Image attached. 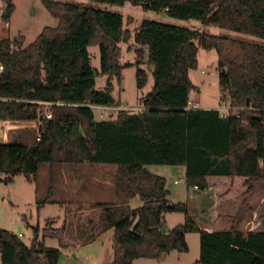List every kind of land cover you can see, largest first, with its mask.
Masks as SVG:
<instances>
[{"label":"trees","instance_id":"16d2710c","mask_svg":"<svg viewBox=\"0 0 264 264\" xmlns=\"http://www.w3.org/2000/svg\"><path fill=\"white\" fill-rule=\"evenodd\" d=\"M91 1L164 11L263 42L154 20H143L131 34L118 13L42 0L56 26L44 27L28 45L0 40V122L37 123L32 144L0 143L1 180L8 184L22 174L34 181L43 163L51 169L63 163L112 164L116 198L111 204L66 205L62 226L55 228L49 221L41 231L33 227L29 246L0 229V264H58L62 250L85 245L108 230L113 231L109 264L187 253L188 233L199 235V257L192 264H264V229H202L188 216L186 204L169 201L166 179L146 168L183 166L185 185L212 190L215 205L246 196L264 182V0ZM13 10L12 2L5 6V23ZM131 40L139 46L137 88L147 81L139 67L146 54L152 90L140 98V111L119 110L114 119L96 121L94 107H119L112 96L113 80H121L120 44ZM91 47L98 48V70ZM199 48L216 52L219 106L236 109L234 114L220 117L217 109L188 108L190 92L196 89L189 72L197 69ZM98 74L106 77L101 90L95 88ZM40 102L50 104L49 118ZM133 197L140 206H130ZM169 212L186 217L165 231L163 216ZM46 238L56 239L58 248L45 245Z\"/></svg>","mask_w":264,"mask_h":264},{"label":"rangeland","instance_id":"374dc122","mask_svg":"<svg viewBox=\"0 0 264 264\" xmlns=\"http://www.w3.org/2000/svg\"><path fill=\"white\" fill-rule=\"evenodd\" d=\"M42 0H11L14 10L8 21L5 23L1 18L6 4L5 0H0V40L14 39L21 45H28L41 32L44 27L57 25V20L53 18L41 3ZM72 4H80L83 6L94 7L97 9L111 11L123 16L125 21L124 28L133 33L140 26L143 20H154L166 24L175 25L178 27L188 28L199 32H204L210 35L224 36L233 39L244 40L247 42H263L253 36L225 30L215 25H203L196 20H181L170 17L164 11L143 10L138 6H132L125 3L122 6L110 5L91 0H56ZM121 57L119 59L121 69V80L116 82L113 80V98L118 101L119 107H112L110 110L94 107V117L96 121L114 119L119 110L137 112L141 110L140 98L145 96L152 90L153 78L152 68L147 60L146 54L140 57V68L146 72V84L139 89L136 85V70L134 64L137 60L135 50L139 47L131 40L127 43L120 44ZM92 65L98 70V48L91 47L89 49ZM197 69L189 72L191 82L196 86V89L190 92V101L197 108L217 109L219 107V85L217 72V54L214 50L206 51L198 49L197 53ZM95 88L103 89L106 85V77L100 74L95 76ZM49 107L45 106V113H49ZM111 115V116H109ZM36 122H0V140L8 141L18 140L19 143L30 145L34 139L36 131ZM82 165V166H81ZM148 171L166 177V186L170 190L168 197L174 203H184L187 206L188 216L197 218L199 222L209 223L208 219L211 214L208 208L212 206V192L209 190H195L192 187H187L184 181V175L179 173V166L175 171L167 172L165 169L168 166H146ZM103 171L110 176L111 172L114 181V172L116 165L112 164H91L79 162L74 164H57L53 169L49 164L43 163L38 167L37 175L34 181H27L26 178L19 174L13 178L11 183L5 184L1 179L4 178L0 174V229L12 232L18 237L20 242L29 246L33 237V227H39L40 231L45 228L46 222L51 221L55 228L62 226L65 207L62 204L64 201L71 200L80 196H86L85 190L89 186H83L79 191L74 187L65 190L61 184L64 171L76 173L84 171L85 176L93 171ZM175 173V174H173ZM172 174V177H168ZM176 181V182H174ZM259 187L264 186V182L258 183ZM188 188V189H187ZM77 191L79 193H77ZM115 189H106L104 197H101L100 189L97 188V200L110 202L109 194ZM100 193V194H99ZM77 194V195H76ZM47 202V203H46ZM45 203V204H44ZM106 204V203H105ZM131 207L141 205L138 198H132L129 202ZM264 212L260 210V214ZM163 229L168 231L177 224L183 223L185 214L182 212H172L164 214ZM232 221L227 222L229 228L232 226ZM50 224V223H49ZM194 237V240L191 239ZM113 231L108 230L92 248L71 247L67 252L63 250L60 253L58 264H109L113 257L112 251ZM198 235L188 236L189 252L183 254L186 261L194 262L199 257ZM45 245L48 247L58 248L56 239L46 238ZM79 256V257H78ZM138 262L134 264H146V261H151L149 258H138ZM109 262V263H108ZM166 262L162 263L165 264ZM181 264V263H179Z\"/></svg>","mask_w":264,"mask_h":264},{"label":"crops","instance_id":"0c3cea01","mask_svg":"<svg viewBox=\"0 0 264 264\" xmlns=\"http://www.w3.org/2000/svg\"><path fill=\"white\" fill-rule=\"evenodd\" d=\"M193 103V102H192ZM197 107V106H196ZM199 108V107H198ZM202 109H211V108H202ZM111 116V115H109ZM4 123V122H3ZM8 141L0 140V143H5ZM82 166V165H81ZM164 167V166H163ZM147 168V167H146ZM165 168V167H164ZM168 169H165L167 172H173L177 169L174 166H168L166 167ZM179 173L184 175V181H185V168L183 166H179ZM148 170V169H147ZM177 171H175L176 173ZM84 171L76 172L73 174V172L70 171H64V176L61 178V184L59 186H64L65 190L72 189L74 191V187L76 190H80L83 186H89L87 190L86 196L82 194H78L80 196H77L75 198H71V200L64 201L62 204H64V207L68 204H93V203H106L111 204L115 201V191H113L111 194H109L110 202H104L102 200H97V188L100 189L101 197H104V191L106 189H115V180L113 181V175L112 172L110 176L108 174L104 173L103 171H93L91 173H88V176H85ZM173 173V174H175ZM165 179L166 177L163 176ZM168 177H172V174ZM167 181V180H166ZM176 182V181H174ZM167 187V186H166ZM168 189V187H167ZM188 189V188H187ZM195 189V188H193ZM196 190V189H195ZM212 192V206L208 208V211L210 212L211 216L208 219L209 223H203L199 222L197 218L194 219L198 225L208 231V232H214V231H220V230H228L230 229L229 226H227V222L230 220L232 221L231 225L234 226L236 230L240 231H249V230H260L264 229V212L262 215L260 214V210H264V186L259 187L258 183H256L251 191L246 195L243 196L242 194H239L235 196L234 198H227L219 202L215 205L214 201V195L213 191L208 189ZM77 191V193H79ZM169 195L170 196V190ZM75 192V191H74ZM99 193V194H100ZM77 195V194H76ZM137 198V197H133ZM169 199V198H168ZM139 200V199H138ZM169 201H171L169 199ZM174 203L173 201H171ZM107 232V231H106ZM106 232L98 235L95 240L85 244V245H78L74 246L77 250H80L78 247L83 248H92V246L98 242V240L106 234ZM193 234L196 233H188L186 235V241L188 243V236H193ZM198 235V234H197ZM199 238V235H198ZM192 240H194V237H191ZM189 246V245H188ZM72 247V246H71ZM70 247V248H71ZM198 248H199V240H198ZM69 248L63 250L64 252H67ZM190 249V248H189ZM189 252V251H188ZM187 252V253H188ZM187 253H178L176 251H172L170 253L162 254L156 259H150L151 261H146V264H162L166 262L165 264H192V261H186L185 257H183V254ZM79 257V256H78ZM138 259H135L132 261V264L134 262H138ZM109 263V262H108Z\"/></svg>","mask_w":264,"mask_h":264},{"label":"built area","instance_id":"2783aa9c","mask_svg":"<svg viewBox=\"0 0 264 264\" xmlns=\"http://www.w3.org/2000/svg\"><path fill=\"white\" fill-rule=\"evenodd\" d=\"M2 71V66H0V72ZM40 104H43L44 106H47V107H49L50 106V104L49 103H42V102H40ZM102 109H105V110H110V108H108V107H101ZM188 108H191V109H195V108H197L194 104H192V103H189V105H188ZM217 110H218V112H219V116L220 117H226V116H228L230 113L231 114H234V111H236V109H230L229 107H227V106H219L218 108H217ZM230 111H232V112H230ZM230 112V113H229ZM46 116L49 118L51 115H50V112L49 113H47L46 114ZM39 139V135L37 136V140Z\"/></svg>","mask_w":264,"mask_h":264},{"label":"water","instance_id":"95a60500","mask_svg":"<svg viewBox=\"0 0 264 264\" xmlns=\"http://www.w3.org/2000/svg\"><path fill=\"white\" fill-rule=\"evenodd\" d=\"M10 3H11V0H5V4H6V6H9ZM258 119H260V117H258Z\"/></svg>","mask_w":264,"mask_h":264}]
</instances>
